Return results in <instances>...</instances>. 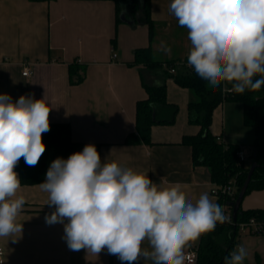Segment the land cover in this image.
I'll use <instances>...</instances> for the list:
<instances>
[{
  "label": "crops",
  "instance_id": "0c3cea01",
  "mask_svg": "<svg viewBox=\"0 0 264 264\" xmlns=\"http://www.w3.org/2000/svg\"><path fill=\"white\" fill-rule=\"evenodd\" d=\"M170 3L151 0L155 37L150 43L148 26L135 24L126 7L125 19L117 23L114 1L0 0V94H9L13 101L21 95L45 97L51 107L49 123L68 124L74 142L100 144L102 162L107 158L148 172L155 183L162 178L181 182L192 202L205 191L217 202L211 194L214 182L209 168L196 164L192 148L183 143L185 137L200 132V126L189 122V104L196 101L195 95L176 84L164 68L135 63V51L151 47L155 61L174 60L177 69L187 64L191 44L187 33L177 28ZM161 41L170 53L159 50ZM72 64L85 68L81 83L72 82ZM26 65L32 69L30 77L22 74ZM155 81L166 86L167 103L178 107L175 121L155 124L149 144H126L127 137L136 133L137 103L148 98L145 85L157 86ZM211 133L219 143L237 146L251 159L255 131L244 123L241 103L220 104L213 112ZM38 185L21 184L17 193L27 201L17 218L22 234H17L15 243L0 238L5 264H122L106 249L98 256L84 249L70 250L63 224L45 221L55 208L46 204L47 193ZM241 206L244 211L264 209V190L245 196ZM201 238L185 251L198 248ZM235 243L248 250L245 264H264V237L237 232Z\"/></svg>",
  "mask_w": 264,
  "mask_h": 264
},
{
  "label": "clouds",
  "instance_id": "9594fccd",
  "mask_svg": "<svg viewBox=\"0 0 264 264\" xmlns=\"http://www.w3.org/2000/svg\"><path fill=\"white\" fill-rule=\"evenodd\" d=\"M169 12L187 29V65L208 87L230 84L228 90L237 94L264 87V0H171ZM159 50L171 51L165 41ZM50 111L45 97L21 95L13 101L0 94V238L7 242L21 236L17 218L27 203L17 195L21 181L15 168L21 158L28 166L38 164L46 150L42 134L50 131ZM38 186L55 208L45 221L63 224L70 250L98 256L106 249L122 264L141 259L185 264L192 242L230 222L208 192L192 202L181 182L162 178L155 183L148 172L107 158L102 162L94 144L67 159L56 158ZM247 256V248L238 244L223 264H245Z\"/></svg>",
  "mask_w": 264,
  "mask_h": 264
},
{
  "label": "trees",
  "instance_id": "16d2710c",
  "mask_svg": "<svg viewBox=\"0 0 264 264\" xmlns=\"http://www.w3.org/2000/svg\"><path fill=\"white\" fill-rule=\"evenodd\" d=\"M41 2L45 0H30ZM99 1V0H89ZM116 4V21L121 23L123 8L136 23H141L149 28V41L152 43L155 37V23L151 18V0H108ZM135 63L145 64L150 69L164 68L165 72L174 79L180 87L191 91L196 101L189 104V122L200 126V132L195 136L185 137L183 143L192 148L193 159L196 164H202L209 168L214 184L224 185L233 177L237 179V193L231 201L235 203L238 194L248 176L250 166L240 161L237 156L239 147L224 145L217 141L211 133L214 110L225 101L238 102L243 105L244 123L255 131L252 164L257 167L252 175L246 195L253 191L264 190V87L260 90H246L243 94L230 92L231 85L221 84L212 89L206 81L198 77L195 71L185 65L174 61L158 62L152 57L151 47L135 51ZM182 64H185L182 63ZM176 68V73L169 70ZM70 76L73 83L83 81L84 67L70 65ZM258 78V77H256ZM148 94L146 100L140 101L136 106V133H132L126 139V144L151 142V129L155 124H173L178 113V107L167 103L166 86L145 85ZM43 143L46 146L36 166H28L23 158L20 159L15 171L19 175L22 185L33 186L44 182L46 172L56 158L67 159L71 154L83 150L87 144H94L101 156V145L97 143H79L71 139V128L68 124H50V131L42 134ZM221 206L224 201L217 199ZM264 219V209L244 211L239 208L237 223L248 221L251 218ZM237 227L228 222L217 224L214 231L202 235L198 246L196 264H223L224 257L235 246Z\"/></svg>",
  "mask_w": 264,
  "mask_h": 264
},
{
  "label": "built area",
  "instance_id": "2783aa9c",
  "mask_svg": "<svg viewBox=\"0 0 264 264\" xmlns=\"http://www.w3.org/2000/svg\"><path fill=\"white\" fill-rule=\"evenodd\" d=\"M185 65V64H182ZM188 68H190L187 64L185 65ZM171 74L176 73V68H171L169 70ZM23 76L30 77L33 72L30 66L26 65L23 68ZM219 140V139H218ZM238 158L240 161L245 162L246 156L242 151H238L237 153ZM237 193V179L234 177L233 180H229L224 185H217L213 184V188L211 189V194L216 199H221L224 201V204L222 205L225 215L230 217V223L231 225H235L237 227V231L240 233L252 235V236H260L264 237V219L259 218H251L248 221L237 223L233 221L232 218V206L231 201H233L235 195ZM236 247V246H235ZM186 254V263L187 264H196L197 257H198V248H190L187 251H185ZM0 264H5L4 260V249L0 245Z\"/></svg>",
  "mask_w": 264,
  "mask_h": 264
},
{
  "label": "water",
  "instance_id": "95a60500",
  "mask_svg": "<svg viewBox=\"0 0 264 264\" xmlns=\"http://www.w3.org/2000/svg\"><path fill=\"white\" fill-rule=\"evenodd\" d=\"M124 16L122 15V20H124ZM257 167V163H253L251 166H250V170H249V173H248V176L244 182V185L242 186V188L240 189L239 191V194H238V198L236 199L235 203L231 204L232 206V218H233V221L234 222H237V217H238V213H239V208L241 206V203L246 195V192H247V189H248V186H249V183L251 181V178H252V175L255 171Z\"/></svg>",
  "mask_w": 264,
  "mask_h": 264
},
{
  "label": "rangeland",
  "instance_id": "374dc122",
  "mask_svg": "<svg viewBox=\"0 0 264 264\" xmlns=\"http://www.w3.org/2000/svg\"><path fill=\"white\" fill-rule=\"evenodd\" d=\"M177 28H179V29L181 28V32L187 33V29L186 28L181 27L179 25L177 26ZM245 164H246V166H251L252 165V160L250 159V157L246 159ZM233 178H232V180H233Z\"/></svg>",
  "mask_w": 264,
  "mask_h": 264
}]
</instances>
